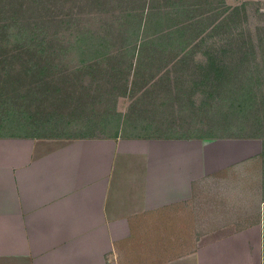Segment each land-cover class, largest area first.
<instances>
[{"label": "rangeland", "instance_id": "obj_1", "mask_svg": "<svg viewBox=\"0 0 264 264\" xmlns=\"http://www.w3.org/2000/svg\"><path fill=\"white\" fill-rule=\"evenodd\" d=\"M144 108L241 154L257 142L241 167L264 188V0H0L1 135Z\"/></svg>", "mask_w": 264, "mask_h": 264}, {"label": "crops", "instance_id": "obj_2", "mask_svg": "<svg viewBox=\"0 0 264 264\" xmlns=\"http://www.w3.org/2000/svg\"><path fill=\"white\" fill-rule=\"evenodd\" d=\"M149 111L0 134V264H264V188L241 167L259 144L241 154Z\"/></svg>", "mask_w": 264, "mask_h": 264}]
</instances>
